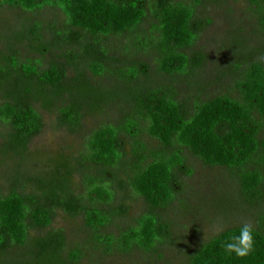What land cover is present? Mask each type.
<instances>
[{"label":"trees","instance_id":"obj_1","mask_svg":"<svg viewBox=\"0 0 264 264\" xmlns=\"http://www.w3.org/2000/svg\"><path fill=\"white\" fill-rule=\"evenodd\" d=\"M249 1L264 36V0ZM203 3L0 0V9L26 15L0 37V165L14 161L5 177L8 191L0 195V262L80 264L84 247H71L66 232L52 228L60 213L83 219L91 236L85 245L95 250L157 253L172 238L164 213L185 193L183 177L193 173L188 154L207 167L227 169L248 203L264 204V60H250L254 49L234 39L233 51L224 50L235 56L229 66L238 97L204 98L197 76L207 55L195 48L211 24ZM47 7L63 14L61 24L39 19ZM147 22L148 32L142 29ZM112 38L127 40L121 56L112 55ZM20 47L34 54L24 57ZM130 47L154 52L155 72L145 61L128 59ZM105 76L110 85L95 82ZM183 83L198 94L180 99ZM116 102L126 109L122 119L91 129L79 153L48 158L50 165L38 174L22 168L31 141L45 127L41 109L56 110L55 127L77 134L87 115ZM128 196L143 199L145 210L118 234H104L128 216ZM240 227L201 242L188 264H264V215L254 227V250L245 257L223 247Z\"/></svg>","mask_w":264,"mask_h":264},{"label":"rangeland","instance_id":"obj_2","mask_svg":"<svg viewBox=\"0 0 264 264\" xmlns=\"http://www.w3.org/2000/svg\"><path fill=\"white\" fill-rule=\"evenodd\" d=\"M202 8L206 17L211 19L210 26L201 34L195 46L207 55L203 70L197 76L203 80L201 88L204 89V98L224 94L238 97L235 73H232L229 66L235 56L227 50L233 51L234 39H242L249 49H254L250 60H264V36L259 31L256 13L249 0H204ZM25 16L19 9H0V37L8 34ZM39 19L45 23L61 24L64 17L59 10L47 7L39 13ZM142 29L148 32L150 23L147 22ZM3 43L0 41V50L3 49ZM126 43L125 38H112L107 42L112 55L118 56H121L120 52ZM224 46L227 50H224ZM20 52L24 57L29 53L34 54L24 47H20ZM49 58L50 56L47 57ZM127 58L145 61L151 66L152 73L155 72L154 52H139L131 48ZM109 77H100L95 82L104 86L110 85V78H114ZM153 78L157 82H165L155 73ZM178 90V97L184 100L198 94L194 87L185 83L179 84ZM125 110L119 102L112 103L102 113L87 115L81 132L73 134L66 128L55 127L56 110L48 112L41 109L45 127L31 141V152L21 163L22 168L29 173L38 174L50 165L48 158L61 152L66 155L79 153L82 150L83 137L91 129L101 124L119 123ZM143 139L150 142L147 135H143ZM188 161L193 173L183 177L186 191L164 213L165 219L171 224L172 238L161 244L157 253H146L137 248L128 253L117 250L107 253L100 247L95 250L92 246L85 245L91 236L84 228L83 219L72 220L62 213L56 217L52 228L63 229L71 247L77 244L84 247L85 253L80 264H188L189 253L194 252L201 242L208 241L222 230L242 225L245 221L251 222L253 227L259 225L260 217L264 215V204L248 203L232 173L221 167H207L189 154ZM13 162L8 159L0 165V195L8 191L5 177L11 173ZM75 179L80 183L78 175ZM126 199L130 205L128 216L111 224L103 231L104 234H118L120 228L128 227L145 210L143 199L130 196Z\"/></svg>","mask_w":264,"mask_h":264},{"label":"clouds","instance_id":"obj_3","mask_svg":"<svg viewBox=\"0 0 264 264\" xmlns=\"http://www.w3.org/2000/svg\"><path fill=\"white\" fill-rule=\"evenodd\" d=\"M254 227L251 222L242 223L239 234L231 237L223 244L225 252L235 253L239 257L248 256L254 250Z\"/></svg>","mask_w":264,"mask_h":264}]
</instances>
